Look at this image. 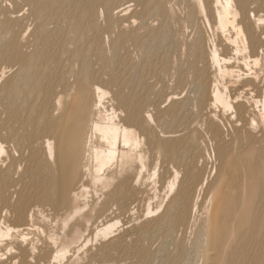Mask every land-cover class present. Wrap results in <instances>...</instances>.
<instances>
[{
    "label": "bare ground",
    "instance_id": "6f19581e",
    "mask_svg": "<svg viewBox=\"0 0 264 264\" xmlns=\"http://www.w3.org/2000/svg\"><path fill=\"white\" fill-rule=\"evenodd\" d=\"M26 2L36 19L35 28L28 37L27 28H21L19 33L14 31L20 21L16 12L11 18L0 20V39L12 36L0 48V261L7 255L4 243L11 237H18L26 246L29 236L37 231L44 232V225L48 228L51 225L54 229H48L52 231L47 235L48 244L40 240L44 244L42 247L47 244L46 254L37 256V248L33 245L13 260H21L22 264H62L67 259H79L99 240L113 237L121 225L116 216L143 203L144 182L148 180L144 181V174L148 173L150 184L158 183L160 152L176 151L179 159V152H193L199 129L196 126L200 122L196 125L191 121L197 116L190 120L182 117L188 98L180 101L182 97L179 100L177 93L167 97L168 93L162 102L173 103L167 114L173 117L169 119L177 127L162 132L163 135L158 133L163 114L160 106L150 102L153 95L149 97V88H142V79L130 75L129 59L120 54L126 38L134 41L137 49L146 50L144 38H139V33L142 36L140 30L137 33L131 28V33L124 34L130 27L127 24H134L133 19H136L129 16L131 1ZM183 4L184 17L175 18L180 25L176 32L181 38L185 37L182 45L192 66V72L189 66L187 69L194 76L191 84L196 88L198 108L195 104V110H199L204 121L200 124L207 125L214 140H221L220 123L226 121L236 131L238 145L233 152L227 146L218 152L224 163L231 166L221 173L220 182L214 188L206 187L207 180L201 179L194 163L185 166L181 180L182 171H174L173 179L169 178L171 181L167 182L168 186L166 184L168 196L164 200L161 197L156 209L148 205L146 217L156 218L153 220L155 226L147 228L146 232L151 235L165 234L162 233L165 231L169 235L180 227L179 233L186 237L198 228L196 241L202 264H264V19L252 20L254 16L252 19L248 16L247 6L238 8L234 0H184ZM144 7H153L156 16L164 20L170 11L155 0H147ZM140 12L138 16L143 11ZM241 13L242 19L238 21ZM103 17L105 27L101 24ZM164 24L169 26L165 21ZM114 25L121 27L120 30L125 26L128 29L124 28L121 37L114 39V56L110 57L112 50L107 51L104 36L112 32ZM207 29L216 33L214 38L211 34L212 37H207ZM176 35V39L180 38ZM168 37L173 36L168 34ZM164 40L169 43L168 38ZM181 40L178 41L180 45ZM240 43L242 51L249 52L247 56L242 55ZM134 51L135 48L132 54ZM176 62L172 66H176ZM139 65L143 64L138 61ZM141 69L144 71L143 67ZM233 76L237 78V85L232 84Z\"/></svg>",
    "mask_w": 264,
    "mask_h": 264
},
{
    "label": "rangeland",
    "instance_id": "374dc122",
    "mask_svg": "<svg viewBox=\"0 0 264 264\" xmlns=\"http://www.w3.org/2000/svg\"><path fill=\"white\" fill-rule=\"evenodd\" d=\"M10 1V2H9ZM118 1H122V0H118ZM127 1H131V3L129 4V5H131L132 6V10H131V12L129 13V16H132V17H136V19H133V21H134V24H132V27H131V24L129 25V24H127V26L129 27V29H128V27L126 28V26L124 27V28H126V31H127V29H128V33H124V31H125V29L124 28H122V30H120L121 29V27H119L118 25H114L115 27V29L113 28L112 29V32L110 31V33H109V35H114L113 37H112V35H111V37L108 35V34H105V38H107V40L105 41V38H104V44H108V46H109V48H108V46H106V49H107V51L109 52L110 50H112V49H114V43H115V40H117L118 38H120L121 37V35L124 33V34H129V33H131L133 30L134 31H136L137 33H138V31L139 32H141V35L142 36H140V33H139V38H140V40L142 39V38H144V39H142L143 41H145L144 43H146V44H144V46H143V48L144 49H146V50H143V49H137V48H139L136 44H134L135 42L134 41H132L131 39L130 40H128V38H126L127 40H128V44L126 43V41L127 40H125V43H124V45H123V48L121 49V51L120 52H122V53H120V54H125V57H128V59H129V61L128 62H130L129 64V73H131L132 72V74H135V72L137 73L136 75H132V74H130L131 76H135V77H139V79L141 80L142 79V88H149V90L148 91H150L149 92V97H152V95H153V97H152V99L151 98H149V101H150V99H151V103L152 104H158L159 106H160V110H161V112L164 114H162V116H161V118H160V130H158L159 132V134L160 133H162V132H164V131H171L170 129H171V127L173 128L174 127V129H176V127H177V124H175L174 125V122L172 121L173 119V117H170V115H168L167 114V111H168V109L173 105V103H171V105L169 104V102H162V101H165V97H166V95H167V97H169V95L171 96V94H176L177 93V95H176V97L179 99L180 97H182L181 98V100L180 101H184L185 99H187V100H185V103H184V105H186V106H184V109H183V111H182V113H183V115H182V117L184 116L185 118H187V119H189L190 120V118L191 119H194L196 116V118L194 119V120H191V121H194V122H196L195 124L196 125H198V123L200 122L201 123V121H203V119H202V116L200 115V113H199V110L198 111H196L195 110V108L197 107L198 108V104H196L197 103V101H196V88H195V86H193L191 83L193 82V80H194V76H193V73L191 74V68H192V66L190 65L191 64V62H190V59H188L186 56V52L184 51V45H182V44H184V40H185V37H184V35H182V38H181V35H179V33L178 32H176V31H179V27H180V25L178 24V23H176L177 21H176V19L175 18H182V17H184V13H185V6H184V8H183V3H184V0H155V1H157V2H162V4H164V7H169V9H168V11L170 10V11H172V14H171V12L169 11L168 12V16H167V19H168V17L170 18L169 20L172 22L173 21V19H174V22L173 23H176V25L175 24H173V23H171L170 21V24H169V22H168V20L167 19H162L161 17H158V16H156V12H154L153 11V7H150V9H146L145 7H144V2L146 3L147 2V0H143L144 2H142V0H123V3L124 2H127ZM172 1V2H171ZM263 1V2H262ZM3 3H2V5H1V7H2V10H1V12H0V20H5L6 18H11L12 17V14L14 13V12H16V14H15V16L18 18V20H20V21H18V26H17V30L16 29H14V31L15 32H17V33H19L20 31H18V30H21V28H27V29H29L28 31H29V33H28V35L26 36V37H28L29 35H30V33L33 31V29L35 28V24H36V19L34 18V17H32V9H31V7H30V5L26 2V0H3L2 1ZM4 2H7V3H5L4 4ZM138 2H141L140 4L138 3ZM234 2H235V6L236 7H238V8H240V6H243V5H246L247 6V9H248V13H249V15L248 16H250V18L252 19L253 18V16H254V19H252V20H255V18H256V20L257 19H259V18H262V19H264V0H234ZM243 2L245 3V4H243ZM172 3V4H171ZM239 3V4H238ZM134 4V5H133ZM154 5V2L153 3H151V5ZM143 5V6H142ZM150 5V6H151ZM249 5V6H248ZM263 5V6H262ZM140 6H142V7H140ZM175 6V7H174ZM180 6V7H179ZM11 7V8H10ZM144 8V9H143ZM166 8V9H167ZM25 9V10H24ZM140 10H142L143 12H142V15H146L147 17H145L144 18V16H142V15H140V16H138L139 15V13L141 14V12H140ZM145 10V11H144ZM26 11V12H25ZM23 12V13H22ZM145 12V13H144ZM147 12V13H146ZM178 12V13H177ZM4 13V14H3ZM10 13V14H9ZM169 13H170V15H169ZM133 14H134V16H133ZM174 14H176V15H174ZM31 15V16H30ZM104 16V15H103ZM138 16V17H137ZM149 16V17H148ZM152 16V17H151ZM173 16H175L174 18H172ZM256 16V17H255ZM261 16V17H260ZM140 17H142V18H140ZM154 18V19H153ZM158 18H159V20L160 21H157L158 20ZM166 18V17H165ZM156 19V20H155ZM172 19V20H171ZM242 19V13H241V15H240V17H239V19H238V21H240ZM37 20H39V22H41L42 20L41 19H37ZM149 20V21H148ZM35 21V22H34ZM104 21H105V23H104ZM132 21V20H131ZM136 21V22H135ZM143 21H145V22H143ZM155 21V22H154ZM164 21H165V23H167L169 26H166V24H164ZM167 21V22H166ZM38 22V21H37ZM147 22V23H146ZM160 22H161V24H160ZM162 22H163V25H162ZM144 23V24H143ZM145 23H146V25H145ZM101 24H102V26L103 27H105L103 24H106V19H105V17H103V20L101 19ZM125 24V25H126ZM153 24V25H152ZM149 25V26H148ZM160 25V26H159ZM164 26L163 28H162V26ZM178 25V26H177ZM25 26V27H24ZM29 26V27H28ZM117 26V27H116ZM134 26H135V29H134ZM175 26V27H174ZM177 26V27H176ZM141 27H143V28H141ZM165 27H169L168 29H170L169 31H168V29H166ZM244 27V26H243ZM264 27V26H263ZM131 28H132V31L131 32H129L130 30H131ZM137 28V29H136ZM147 28V29H146ZM175 28H177V29H175ZM118 29V30H117ZM151 29V30H150ZM160 29V30H159ZM162 29V30H161ZM263 29V28H262ZM120 30V31H119ZM124 30V31H123ZM152 30H154V31H152ZM165 30V31H164ZM210 31H212V30H209V29H207V30H205V34H207V37H210L211 35L213 36V38H214V36L216 35V33L214 32V31H212V32H210ZM121 32V33H120ZM146 32V33H145ZM161 32V34H159ZM162 32L163 33H165V32H168V34L169 35H172L173 37H168V34H166V35H164V34H162ZM172 33V34H170V33ZM174 32H175V34H174ZM143 33V34H142ZM155 33V34H154ZM176 33H177V35L180 37V38H178V39H176L174 36L176 35ZM145 34V35H144ZM148 35V37H147V35ZM211 34V35H210ZM106 35H108V36H106ZM144 35V36H143ZM158 35V36H157ZM165 37H164V36ZM176 35V37H178ZM7 35H5L4 37H3V39H2V37H1V39H0V48L2 47V46H4L5 45V43L7 42V41H9L10 40V38L12 37L11 35H8L7 37H6ZM116 36H118V38L116 37ZM120 36V37H119ZM167 36V37H166ZM211 36V37H212ZM142 37V38H141ZM147 37V38H146ZM157 37H159L158 39L155 38ZM110 38H112L111 40H110ZM117 38V39H116ZM167 39L168 38V41L167 42H169V43H166L165 41L166 40H164V39ZM171 38H172V41H170L171 40ZM174 38H175V41H173L174 40ZM115 39V40H114ZM182 41L181 42V45H180V43L178 42V41H180V40ZM216 39H217V37H216ZM147 41V42H146ZM153 41V42H152ZM264 41V40H263ZM106 42V43H105ZM108 42V43H107ZM134 42V43H133ZM149 42V43H148ZM175 42H176V45H175ZM241 42V41H240ZM132 43L134 44L133 46H134V48H135V51L137 50L138 52H135L134 51V54H132L133 52H132V50H134V48H132L133 46H132ZM177 43H178V45H177ZM125 44H127V46L125 45ZM240 44H242V43H240ZM240 44H238V46L239 47H241V52H242V55L243 56H247L248 55V53H245V51H242L243 50V44L242 45H240ZM129 45H131V47H129ZM148 45V46H147ZM165 45V46H164ZM167 45H168V47H167ZM112 46H113V48H112ZM171 46V49L169 48ZM179 46H181V49H180V47ZM183 46V47H182ZM111 47V48H110ZM128 47V48H127ZM149 47V49H147ZM174 47V48H173ZM132 48V49H131ZM157 48V49H156ZM127 49H128V51H127ZM163 49V50H162ZM178 49V50H177ZM183 49V50H182ZM126 50V51H125ZM131 50V51H130ZM139 50H140V52H139ZM168 50H169V52H168ZM179 50H181V51H179ZM141 51H145V53L146 54H144L145 56H143V54H141L142 52ZM159 51V52H158ZM171 51H172V53H171ZM176 51V52H175ZM178 51V52H177ZM112 52H113V50H112ZM111 51L109 52V54H110V57H112V56H114V52L112 53ZM125 52H128V53H125ZM166 52V56H164V53ZM174 52V53H173ZM183 52V53H182ZM130 53V54H129ZM135 53L137 54V53H139V54H137V55H135ZM171 54V56L172 57H170L169 58V56H170V54ZM176 53H178V54H176ZM182 53V54H181ZM244 53V54H243ZM155 55V56H153V55ZM159 54V55H158ZM180 54H181V58H180ZM246 54V55H245ZM122 55V56H123ZM134 55V56H133ZM150 55H151V57H150ZM161 55H162V57H161ZM182 55H183V57H182ZM241 55V53H240V57H243ZM130 56V57H129ZM158 56H159V58H158ZM185 56V57H184ZM139 57H140V59H139ZM142 57V58H141ZM146 57V58H145ZM176 59H175V58ZM134 58L137 60V62H134V61H136V60H134ZM144 58L146 59V60H144ZM152 58H153V60H152ZM154 58H156L155 60H154ZM163 58H164V61H166V62H164L163 61ZM168 58V59H167ZM182 58H183V60H182ZM188 60H187V59ZM130 59L132 60V65H131V61H130ZM144 61H143V60ZM158 59H161L160 61H159V64H158ZM167 59V60H166ZM169 59H172V62L174 61V59H175V61H177L176 62V64H174V65H176V66H178V67H176V66H172L173 65V63H175V61L172 63L171 62V60H169ZM181 60L180 61V63H179V60ZM148 60V61H147ZM149 60H151V61H149ZM157 60V61H156ZM138 61H139V63L140 64H143L142 66L141 65H139V66H141V67H139L138 66ZM142 61H143V63H142ZM188 62V63H186V62ZM146 62V63H145ZM148 62V63H147ZM154 62H156V63H154ZM185 62V63H184ZM154 63V64H153ZM165 63H167V64H165ZM168 63H169V65H168ZM252 63V62H251ZM145 64H146V66H145ZM150 64V65H149ZM189 64V65H188ZM233 64H235V61H233ZM250 64V63H249ZM136 65V66H135ZM153 66V67H151L150 68V66ZM156 65V66H155ZM165 65H166V67H165ZM170 65L172 66V67H175L176 69H173L172 67H170ZM184 65H185V67H184ZM187 65V66H186ZM145 66V67H144ZM190 68H189V67ZM250 66H253V63L252 64H250ZM132 67V68H131ZM138 67V68H137ZM143 67V69H144V71L141 69ZM149 67V68H148ZM182 67H183V69L185 70L186 69V71H184V70H182ZM187 67L189 68V70L191 71H189L188 69H187ZM131 68V69H130ZM147 68V69H146ZM155 68V69H154ZM168 68V69H167ZM135 69V70H134ZM140 69V70H139ZM150 69V70H149ZM178 69H180L179 71H178ZM131 70V71H130ZM133 70V71H132ZM155 70V71H154ZM182 70V71H181ZM143 71V72H142ZM146 71V72H145ZM148 71V72H147ZM145 72V74H143ZM159 72V73H158ZM181 72H184V73H181ZM186 72V73H185ZM188 72V73H187ZM140 73H142V76H141V74ZM148 73L150 74V75H153V76H150V75H148ZM173 73V74H172ZM140 74V75H139ZM148 76H147V75ZM171 74V75H170ZM183 74V75H182ZM188 74H189V76H188ZM191 74V75H190ZM138 75V76H137ZM144 75V76H143ZM148 77H146V76ZM173 75V76H172ZM187 75V76H186ZM10 76V73H7V77H9ZM155 76V77H154ZM165 76H167L166 78H165ZM184 76H185V79H184ZM193 77V78H190V77ZM149 77L152 79H149ZM159 77V78H158ZM173 77V78H172ZM180 77H181V80L179 81V79H180ZM172 78V79H171ZM186 78H187V80H186ZM235 77L233 76V78H232V84L233 85H237L238 84V82L237 83H235L237 80V78L236 79H234ZM145 79V80H144ZM148 79V80H147ZM163 79V80H162ZM148 82H147V81ZM149 80H150V82H149ZM182 80H186V82L188 83L187 85H186V82H184V81H182ZM188 80H190V81H188ZM145 81V82H144ZM170 81V82H169ZM174 81V82H173ZM182 82V83H181ZM228 82V83H227ZM180 83V84H179ZM184 83V85H181V84H183ZM145 84H147V85H145ZM148 84H149V86H148ZM159 86V87H157V88H155V86ZM226 84H227V86H228V88L230 89V84H229V79L227 78V80H226ZM189 85V86H188ZM1 86H2V81L0 82V88H1ZM144 86V87H143ZM151 86H153V88L151 87ZM166 88H165V87ZM184 86V87H183ZM150 87H151V90H150ZM161 88V89H160ZM163 88V89H162ZM176 88V89H175ZM182 88V89H181ZM191 88V89H190ZM195 88V89H194ZM153 89V90H152ZM165 89V90H164ZM156 90V91H155ZM164 90V91H163ZM195 90V91H194ZM184 92V93H183ZM191 92V93H190ZM229 92V91H228ZM151 93V94H150ZM183 93V94H182ZM193 93V94H192ZM157 96H156V95ZM188 94V95H187ZM190 94V95H189ZM159 95V96H158ZM165 95V96H164ZM181 95V96H180ZM195 95V96H194ZM160 96H162V97H160ZM173 96V95H172ZM158 97V98H157ZM190 97V98H189ZM162 98V99H161ZM164 99V100H163ZM183 99V100H182ZM155 100V101H154ZM160 103H159V102ZM187 101V102H186ZM190 103H189V102ZM163 103V104H162ZM167 103H168V106H167ZM165 104V106H163ZM187 104H188V108H189V106H190V108L189 109H187ZM197 106H196V105ZM170 105V106H169ZM196 106V107H195ZM165 107V108H164ZM194 107V108H193ZM194 109V110H193ZM165 113H164V112ZM190 111V112H189ZM191 111H194V112H191ZM196 111V112H195ZM219 111H221V107H219ZM188 113L189 112V114H186V113ZM192 113V115H190ZM193 113H198V115H196V114H193ZM165 114L168 116H165ZM190 115V116H189ZM200 115V117H198ZM164 117V118H163ZM169 117L172 119H169ZM199 118V119H198ZM200 118H201V120H200ZM161 119H163V121L161 120ZM200 120V121H197V120ZM168 122V123H166V121ZM196 120V121H195ZM163 122H165V123H163ZM173 123V125H171L170 123ZM204 122V121H203ZM199 123V126L197 127L196 126V128H199V129H197V135H196V138H197V143H199V145L196 143L195 145H197L196 146V148H195V146H194V151L193 152H185V151H182V152H179V154H180V159H179V155L177 154V152L176 151H172V150H164L165 152H163V150L160 152L161 153V155L159 154V176H158V179H157V184L155 185V183H151L150 184V180L151 179H149L148 177V173L147 174H144V181H146L147 179V181L146 182H144V188H143V195H142V197H143V203L142 204H140V205H138V206H131L130 208V210L128 211V212H126V213H124L123 215H124V217H123V215H117L116 217H117V219L116 220H119V221H121V225H120V229L118 228V230L115 232V234L113 235V237H111V238H109V239H107V240H99V242H97V243H94L93 245H90L88 248H87V250H86V253L88 252V254H86V253H84V254H82V256H80V258L79 259H73V258H71V259H67V260H65L62 264H165L166 262V264H169V262H170V264H194V263H196V264H202V261L200 262V260H201V255H198V254H200V250L198 249V246H197V237L196 236H198V228L197 229H195V231H191V232H193V233H189L186 237L185 236H183V235H181V233H179V229H180V227H176L175 229H173V234L172 233H170V234H172L171 236H169L168 234H166V232L165 231H162V233H165V234H156V233H154V234H151V235H149L147 232H146V230H148L147 228H150V229H152L155 225H154V222H153V220L156 218V217H152V216H149V217H146V210H147V208H148V205H150V206H152L151 208L152 209H156L157 207H158V204L160 203V201H161V199L163 198V200L166 198V195L168 196V190H166L167 189V187H166V184H167V182L169 183L171 180L170 179H173V177H174V171H177V170H179V172H181V176H180V180L183 178V175H184V173H185V166L188 164V163H194L195 165H196V167H197V170H198V172H199V174H200V176H201V179H206L207 181V184H206V187L207 188H210V187H212V188H214L215 186H217L218 185V182H220V180H219V178H221V176H222V174H223V172L225 171V168L226 167H230L231 166V164L229 165V164H226V163H224V161L220 158V155H219V151H221V148H225L226 146H227V148L229 149V151H231V152H233L234 151V149L236 150L237 149V142L235 141V136H236V131L233 129V127H231L230 126V124L229 123H227L226 121H222L221 123H220V127H221V132H222V139L221 140H218V139H216L215 138V140H214V138H213V136L209 133V131H208V127H207V125H205V123L203 124H200ZM168 124H170V126H168L167 127V125ZM162 125V126H161ZM164 125V126H163ZM203 126V127H205V129H203V130H201L202 128H201V126ZM205 125V126H204ZM161 127H163V128H161ZM165 127H167V128H165ZM201 128V129H200ZM223 128V129H222ZM162 129V130H161ZM167 129H169V130H167ZM207 129V130H206ZM205 130V131H204ZM172 131H174L173 129H172ZM200 131H202V132H200ZM208 131V132H207ZM234 133H233V132ZM198 133H200V134H198ZM206 133V134H205ZM233 134H235V135H233ZM161 135V134H160ZM162 135H163V133H162ZM207 135V136H206ZM210 137H209V136ZM199 136H200V138H199ZM211 136H212V138H211ZM209 137V138H208ZM202 138V139H201ZM198 140H200V141H198ZM203 140V141H202ZM202 141V142H201ZM230 141H231V143H230ZM211 142V143H210ZM221 143V144H220ZM228 143V144H227ZM232 143H234L233 145H232ZM236 143V144H235ZM204 144V145H203ZM262 144H264V142L262 143ZM201 146V147H200ZM233 147V148H232ZM232 148V149H231ZM196 149H198V151L196 150ZM196 150V151H195ZM200 150V151H199ZM169 152H170V154H169ZM174 152V154H171V153H173ZM197 152V153H196ZM182 153V154H181ZM207 153V154H206ZM193 155V156H192ZM200 155V157H197V156H199ZM170 156V157H169ZM185 157V158H182V157ZM176 157V158H175ZM178 157V158H177ZM194 157V158H193ZM170 159V160H168V159ZM176 160V159H178L177 161H173L174 159ZM188 158V159H187ZM200 158V159H199ZM202 158V159H201ZM221 159V160H220ZM182 160V161H181ZM171 161V162H170ZM173 161V162H172ZM186 161V162H185ZM178 162V163H177ZM200 162V163H199ZM223 162V163H222ZM172 163V164H171ZM174 164H176V165H174ZM182 164V165H181ZM200 164V165H199ZM184 165V166H183ZM210 165V166H209ZM171 166V167H170ZM177 166H179V167H177ZM183 167V168H181V167ZM176 167V168H175ZM224 167V168H223ZM173 168V169H172ZM222 168V169H221ZM176 169V170H175ZM221 169V170H220ZM215 171V172H214ZM222 173V174H221ZM221 175V176H220ZM170 178V179H169ZM209 178V179H208ZM149 181V182H148ZM214 181V182H213ZM217 183V184H216ZM147 184V185H146ZM152 185V186H151ZM155 185V186H154ZM146 186V187H145ZM167 186H168V184H167ZM158 187V188H157ZM165 190V191H164ZM150 191H151V193H150ZM155 192H157V193H155ZM165 193V194H164ZM167 193V194H166ZM151 196H150V195ZM158 194V195H157ZM164 196V197H163ZM159 197V198H158ZM162 197V198H161ZM151 199V200H150ZM162 200V201H163ZM153 201V202H152ZM165 202H166V200H165ZM155 205H154V204ZM167 203L168 202H166V205H167ZM142 206V207H141ZM155 207V208H154ZM133 211H135V212H133ZM128 213V214H127ZM130 213V214H129ZM144 213V214H143ZM143 216H145V217H143ZM142 221H141V220ZM133 222H132V221ZM137 221V222H136ZM134 224V225H133ZM185 226H186V228H188L189 226L187 225V224H185ZM42 228H44V232H42V231H37V232H34L31 236H29V242L26 244V246L25 245H23L22 243H20V240L18 239V237H16L15 238V236H13V237H11L9 240H7L4 244V253H6L7 255H6V257L5 258H3V261L1 260L0 261V264H16L15 262H17V264H22V263H20V262H22L21 260H19V261H14L13 260V258L15 257V256H18V257H21L22 256V254L25 252V251H29L30 249H31V247H33V245L37 248V251H36V255L38 256V255H41V254H46L45 253V251H47V244H48V238L49 237H47V235L49 236L50 235V233L52 232V231H48V229H50V230H53L54 229V227L52 226L51 227V225H49V228L48 227H46V225H44V227L42 226ZM46 228V229H45ZM59 228V227H58ZM178 228V229H177ZM181 229H183V227H181ZM43 230V229H42ZM142 232H141V231ZM166 230H168V228H166ZM178 230V232H175V231H177ZM45 231H47V232H45ZM40 232V233H39ZM37 233H39L40 234V237H39V234H37ZM49 233V234H48ZM175 233V234H174ZM41 234H43V235H41ZM148 234V235H147ZM38 235V236H37ZM163 235V236H162ZM166 235H168V236H166ZM42 236V237H41ZM46 236V237H45ZM127 236V237H126ZM146 236V237H145ZM32 237V238H31ZM38 237V238H37ZM161 237V238H160ZM169 237V238H168ZM183 237V238H182ZM14 238V239H13ZM31 238V239H30ZM42 238V239H41ZM47 238V239H46ZM171 238H172V240H171ZM186 238V239H185ZM191 238V239H190ZM17 239V240H16ZM162 239V240H161ZM40 240L41 241H43L44 243H45V240H46V245L44 246V247H42L44 244H43V242H40ZM153 240V241H152ZM186 240H187V242H186ZM30 241H34L33 243L32 242H30ZM156 241H157V243H156ZM9 242V243H8ZM172 242V243H171ZM175 242V243H174ZM32 243V244H31ZM34 243H36V244H34ZM99 243V244H98ZM149 243V244H148ZM14 244V245H13ZM165 244V245H164ZM167 244V245H166ZM185 244V245H184ZM10 245H12V249H13V252H12V249L10 248ZM149 245V246H148ZM183 245V246H182ZM22 246V247H21ZM38 246V247H37ZM107 246V247H106ZM112 246V247H111ZM148 246V247H147ZM178 246V247H177ZM17 247V248H16ZM30 247V248H29ZM93 247H94V249H93ZM187 247V248H186ZM11 250H10V249ZM28 248V249H27ZM106 248V249H105ZM190 248V249H189ZM8 249V250H7ZM46 249V250H45ZM161 249V250H160ZM194 249V250H193ZM7 250V251H6ZM15 250H17L16 252H15ZM41 250V251H40ZM178 250V251H177ZM182 250H184L183 252H184V254H182L183 252H181ZM10 251V252H9ZM91 251V252H90ZM7 252H9V253H7ZM141 252V253H140ZM12 255H11V254ZM93 253H95V254H93ZM143 253V254H142ZM175 253V254H174ZM181 253V254H180ZM18 254V255H17ZM177 254V255H176ZM180 256H179V255ZM86 256V257H85ZM147 257V258H146ZM185 259H184V258ZM187 257V258H186ZM198 257H199V259H198ZM161 258V259H160ZM172 258V259H171ZM11 259V260H10ZM145 259V260H144ZM147 259H148V261H147ZM158 259V260H157ZM194 259V260H193ZM130 260V261H129ZM157 260V261H156ZM177 260V261H176ZM196 260V261H195ZM199 260V261H198ZM10 261V262H9ZM69 261V262H68ZM174 261V262H173ZM180 261V262H179ZM182 261V262H181ZM185 261V262H184ZM80 262V263H79ZM145 262V263H144ZM27 264V263H26ZM30 264H34V263H30Z\"/></svg>",
    "mask_w": 264,
    "mask_h": 264
}]
</instances>
